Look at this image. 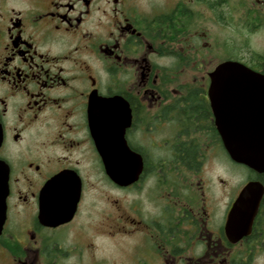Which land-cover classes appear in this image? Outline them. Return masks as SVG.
I'll return each instance as SVG.
<instances>
[{"label":"flooded vegetation","instance_id":"flooded-vegetation-1","mask_svg":"<svg viewBox=\"0 0 264 264\" xmlns=\"http://www.w3.org/2000/svg\"><path fill=\"white\" fill-rule=\"evenodd\" d=\"M232 1L173 0L148 13L137 0H0L8 264H66L97 237L125 240L126 264H264V172L231 160L224 130L236 106L264 109V87L212 88L227 61L264 76V55L229 56L194 27L199 8L222 26L243 8L264 25V0ZM228 158L247 174L231 192ZM252 181L263 190L250 232L232 241L229 214ZM74 198L71 221L41 224V204ZM72 232L86 241L68 242Z\"/></svg>","mask_w":264,"mask_h":264},{"label":"water","instance_id":"water-1","mask_svg":"<svg viewBox=\"0 0 264 264\" xmlns=\"http://www.w3.org/2000/svg\"><path fill=\"white\" fill-rule=\"evenodd\" d=\"M225 73L227 74L225 76ZM212 88H219L226 82V88L236 89L238 95H245L244 89H256L264 87V76L260 75L245 65L227 61L221 64L212 75ZM243 91V93H241ZM231 95L234 96V93ZM237 111H232L236 125H227L225 130V146L231 160L237 164L244 165L247 168L259 173L264 172V124L257 122L259 117L264 119V109L252 108L247 110L244 107H238ZM1 143V133H0ZM104 164L108 175L117 183H124V176L115 174L112 160L105 151H101ZM133 176V175H132ZM60 178H55L50 182L49 188L57 185ZM8 173L5 166L0 162V236L3 233L7 216L6 198L8 194ZM132 180V179H131ZM262 186L258 182L247 183L240 192L228 219V235L232 241L238 240L250 232L252 220L255 216L259 200L262 194ZM59 194V193H58ZM61 199V198H60ZM78 198H74L73 204L61 203L56 201L54 206L41 204L40 222L47 227H58L72 220ZM45 210L52 211L45 213ZM242 225V230L238 225ZM230 232L236 233L230 236Z\"/></svg>","mask_w":264,"mask_h":264},{"label":"rangeland","instance_id":"rangeland-1","mask_svg":"<svg viewBox=\"0 0 264 264\" xmlns=\"http://www.w3.org/2000/svg\"><path fill=\"white\" fill-rule=\"evenodd\" d=\"M137 1L148 13H151L158 8H170L173 4V0ZM237 1L238 0H235L234 3H237ZM179 2L183 3L187 2V0H179ZM193 6L195 7V5ZM247 7H249V5ZM241 8L242 7H240V10ZM197 10L199 12L194 16V27L198 29V32L202 33L201 37L203 36V33L206 32L209 35V39L214 40L213 43L226 46L229 56L239 54L241 49H243V53L246 54L249 53L247 52V49H250L253 52L264 55V25L254 26L256 23L254 22L253 16L250 15L249 12L244 14V12H242L244 8L240 15L236 12L232 16H227L229 21L227 26L219 25L213 19L210 20L206 13V15H203L202 8ZM225 168V179L228 192L239 190L246 181V170L242 166L235 165L229 160V158L227 159ZM93 231L94 230H91V232ZM66 239L68 242H84L87 238L76 232H72L67 235ZM94 244L95 248L83 256L78 257L71 255L70 259L66 261V264H98L99 262L101 264L128 263L126 259L125 240H108L103 239L102 237H97V239L94 240ZM7 253L8 252L4 247L0 245V264L10 263L6 258ZM127 258H129V256H127Z\"/></svg>","mask_w":264,"mask_h":264}]
</instances>
